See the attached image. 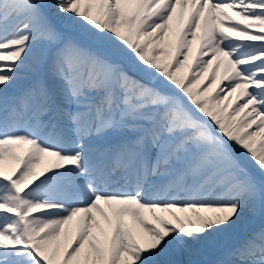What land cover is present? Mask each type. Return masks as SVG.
<instances>
[{
	"label": "snow or ice",
	"instance_id": "snow-or-ice-1",
	"mask_svg": "<svg viewBox=\"0 0 264 264\" xmlns=\"http://www.w3.org/2000/svg\"><path fill=\"white\" fill-rule=\"evenodd\" d=\"M0 264H264V0H0Z\"/></svg>",
	"mask_w": 264,
	"mask_h": 264
},
{
	"label": "bare ground",
	"instance_id": "bare-ground-1",
	"mask_svg": "<svg viewBox=\"0 0 264 264\" xmlns=\"http://www.w3.org/2000/svg\"><path fill=\"white\" fill-rule=\"evenodd\" d=\"M190 60H191V58H190ZM188 71V69L187 68H184V69H182V73H186ZM209 71H210V69H209ZM205 76H207V74H205ZM215 87V86H214ZM225 103H227V101H225ZM229 111H230V109H229ZM242 115V114H241Z\"/></svg>",
	"mask_w": 264,
	"mask_h": 264
}]
</instances>
